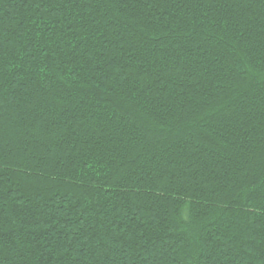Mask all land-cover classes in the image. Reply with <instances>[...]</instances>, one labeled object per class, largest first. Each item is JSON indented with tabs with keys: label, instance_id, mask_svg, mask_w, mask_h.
Here are the masks:
<instances>
[{
	"label": "trees",
	"instance_id": "trees-1",
	"mask_svg": "<svg viewBox=\"0 0 264 264\" xmlns=\"http://www.w3.org/2000/svg\"><path fill=\"white\" fill-rule=\"evenodd\" d=\"M0 264H264V0H0Z\"/></svg>",
	"mask_w": 264,
	"mask_h": 264
}]
</instances>
